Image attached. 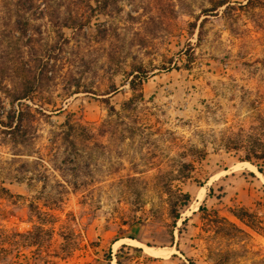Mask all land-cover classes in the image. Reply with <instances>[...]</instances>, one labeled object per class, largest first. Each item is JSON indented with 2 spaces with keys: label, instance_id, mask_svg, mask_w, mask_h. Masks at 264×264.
<instances>
[{
  "label": "rangeland",
  "instance_id": "rangeland-1",
  "mask_svg": "<svg viewBox=\"0 0 264 264\" xmlns=\"http://www.w3.org/2000/svg\"><path fill=\"white\" fill-rule=\"evenodd\" d=\"M218 1L0 0V264H264V0Z\"/></svg>",
  "mask_w": 264,
  "mask_h": 264
},
{
  "label": "trees",
  "instance_id": "trees-1",
  "mask_svg": "<svg viewBox=\"0 0 264 264\" xmlns=\"http://www.w3.org/2000/svg\"><path fill=\"white\" fill-rule=\"evenodd\" d=\"M4 2V6H6V12L8 14L10 13H16V14H20L21 12H27V10H29V7L32 5V3L36 0H1ZM54 0H42V2H46L47 4H51ZM227 4L226 0H219L217 3L218 7H222L224 5ZM10 6V8H9ZM14 8V9H12ZM23 10V11H22ZM43 15H49V14H53L51 12L48 11H42ZM53 16V15H52ZM51 16V17H52ZM76 19H74V25L78 28L82 27L84 24H82L80 21L81 19H77V21H75ZM68 19H64L63 21L60 22H55L54 24V28H57V34H59V32L64 29V28H68L70 26ZM80 22V23H78ZM22 31H24V34H20V36H12L11 38L14 39L15 43L13 44L14 46L16 45H21V49L24 47H30V46H34L32 43L35 41L33 35H29L28 34V30L26 28L23 27ZM27 36V40L25 42H23V38ZM13 42V41H12ZM21 43V44H20ZM13 45H9V47H12L15 49V47ZM20 50V49H19ZM35 59H37V54L35 56ZM36 62L38 63L35 67H28L26 69V67H23L24 71L26 72L25 76L22 77L18 83V86H16L15 89H13V93L15 96V100L19 101L21 105L20 109L17 110L18 114L16 115V117L14 116L13 118H17V124L19 125L18 128L23 127L25 120L23 119V116L25 114V110L28 111V113H31V106L27 103L28 100H30L31 102L34 100V96L39 93V90L41 89V87H43V83L46 80L50 79V70L48 69V62H44L42 61V59H37ZM24 101V102H22ZM33 103V102H32ZM42 107V106H41ZM39 108V107H38ZM41 111H44L43 108H41ZM9 118V116H8ZM2 124H4V126H7L9 128H12V120L10 121V123H5L2 119H0ZM11 130H14L11 129ZM248 161H250V159H248ZM258 171L260 173L263 174V170L261 167H258ZM191 201V196L190 194H182V199L179 202V205L174 206L172 208L173 213L175 214V220H179L180 219V210H182L184 207H187L189 205ZM180 208V209H179Z\"/></svg>",
  "mask_w": 264,
  "mask_h": 264
},
{
  "label": "bare ground",
  "instance_id": "bare-ground-1",
  "mask_svg": "<svg viewBox=\"0 0 264 264\" xmlns=\"http://www.w3.org/2000/svg\"><path fill=\"white\" fill-rule=\"evenodd\" d=\"M249 165V164H248ZM249 167L252 169V171H256L255 168L252 166V165H249ZM257 172V171H256ZM258 175H260L261 177L264 178V176L261 174V173H258ZM150 249V248H148ZM150 252L154 253V254H160V252H158L157 250H153V249H150Z\"/></svg>",
  "mask_w": 264,
  "mask_h": 264
},
{
  "label": "crops",
  "instance_id": "crops-1",
  "mask_svg": "<svg viewBox=\"0 0 264 264\" xmlns=\"http://www.w3.org/2000/svg\"><path fill=\"white\" fill-rule=\"evenodd\" d=\"M262 174V173H261ZM263 175V174H262Z\"/></svg>",
  "mask_w": 264,
  "mask_h": 264
}]
</instances>
